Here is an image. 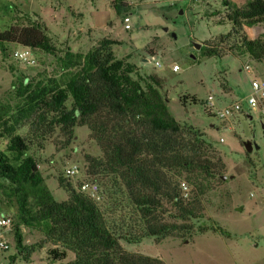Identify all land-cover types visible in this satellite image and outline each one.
<instances>
[{
	"label": "rangeland",
	"instance_id": "obj_1",
	"mask_svg": "<svg viewBox=\"0 0 264 264\" xmlns=\"http://www.w3.org/2000/svg\"><path fill=\"white\" fill-rule=\"evenodd\" d=\"M246 1L0 0V32L22 26L27 19L36 20L45 25L57 50L54 55L32 50L31 63H23L11 56L21 46L9 43L3 45L4 50L0 47V114L7 121L5 126L0 122V152L10 156L5 132L10 125L13 135L30 142L26 154L34 158L43 184L56 202L68 196L66 189L59 186L60 179L64 180L62 186L75 191L81 181L95 183L99 189L96 204L114 227L119 245L128 253L156 258L163 264H264V135L258 113L251 112V119L232 115L220 120L211 111L206 113L204 105L206 96L211 95L218 110L241 100L249 91L251 79L264 80V59L251 60L238 45H232V37L229 42L223 38L219 44L218 38L231 31L225 16ZM117 3L124 4L119 14L113 7ZM31 13H36L37 18ZM124 15L129 17L127 30L123 29ZM241 32L249 40L264 41V23L243 25ZM101 40L115 41L109 49L116 59L128 57L126 61L134 66L133 79L144 82L154 76L169 114L185 132L201 135L220 158L224 165L222 176L213 180V189L202 198V218L190 223L194 229L216 226L226 235L207 231L194 232L190 237H165L157 242L152 238L135 241V233L127 231L139 219L120 189L111 187L101 176L86 173L84 157L100 158L86 127H73L70 139H65L56 127L45 140L39 139L40 109L36 101L29 105L26 95L39 88L62 86L75 71L61 65L63 53L69 49L84 55ZM211 45L217 46L218 54L204 55L203 47ZM156 61L158 66L154 65ZM244 65H248V72ZM173 66L178 69L173 71ZM182 96L193 97L196 103L180 104ZM247 142L253 144L249 153L243 147ZM69 165H77L80 173L65 179L63 170ZM183 191L187 192V188ZM26 209L34 211L35 202L29 200ZM0 215L13 221L10 231H0V238L7 244V249H0V264H66L73 260L69 252L64 260L50 259L48 252L60 248L39 228L20 224L10 185L3 179ZM132 230L137 232L138 227L133 225Z\"/></svg>",
	"mask_w": 264,
	"mask_h": 264
},
{
	"label": "trees",
	"instance_id": "obj_2",
	"mask_svg": "<svg viewBox=\"0 0 264 264\" xmlns=\"http://www.w3.org/2000/svg\"><path fill=\"white\" fill-rule=\"evenodd\" d=\"M113 7L119 14L124 4ZM30 15L37 18L36 13ZM225 17L231 31L218 38L219 44L223 38L229 42L232 37V45H238L251 60L264 59V41L249 40L241 32L243 25L264 23V1L247 0L243 7L230 9ZM9 43L49 55L57 52L45 25L36 20L27 19L22 26L0 32L2 50ZM113 44L115 41L101 40L84 55L67 49L61 65L75 68L74 73L60 87L51 85L26 95L27 103L36 101L40 109L39 139L45 140L55 127L65 139H70L73 127H86L100 152L98 159L84 157L86 173L101 176L111 187L120 189L139 219L127 231L135 233L131 235L135 241L152 238L157 242L207 231L226 235L219 227L194 229L190 223L202 218V198L213 189V180L222 176L223 163L201 135L185 132L169 114L154 76L144 82L132 78L134 66L126 61L128 57H113L109 49ZM218 50L216 45L204 46L202 53L212 56ZM22 94L20 91L19 96ZM187 101L196 103L193 97L179 98L180 104H189ZM2 115L0 122L5 126L7 121L1 119ZM5 132L10 156L0 152V179L10 185L20 224L39 228L60 248L48 252L52 261L64 260L69 252L73 260L66 264H163L156 258L122 249L114 227L98 205L70 186H62L64 180H59V186L68 196L64 201H54L34 158L26 154L30 142L13 135L10 125ZM29 200L35 202L34 211L26 209ZM133 225L138 227L137 232L132 230Z\"/></svg>",
	"mask_w": 264,
	"mask_h": 264
},
{
	"label": "built area",
	"instance_id": "obj_3",
	"mask_svg": "<svg viewBox=\"0 0 264 264\" xmlns=\"http://www.w3.org/2000/svg\"><path fill=\"white\" fill-rule=\"evenodd\" d=\"M122 23L124 30L130 28V26L128 25V15H124L122 17ZM31 52L32 50L30 48L21 47L20 50H13L11 56L17 61L23 63H31ZM154 65L158 66V62H154ZM177 69V66L172 67L173 71H176ZM244 69L248 72V65H244ZM248 84L249 91L241 100L232 101L228 105L218 110H215L214 108L212 96H206L204 100L205 109H207V111H211V113L220 120L226 119L227 117H230L232 115L241 117L245 116L247 119H251V112L255 111L258 113L260 127L264 135V80L251 79ZM79 173L80 168L77 165H69L64 168L63 177L65 179H69L76 177ZM181 187L183 190H186L185 185L182 184ZM76 191L88 197L95 203L99 199V189L93 182L81 181L76 186ZM11 226V218L7 215H0V231L8 232L11 230ZM0 249H7V244L2 240V238H0Z\"/></svg>",
	"mask_w": 264,
	"mask_h": 264
},
{
	"label": "water",
	"instance_id": "obj_4",
	"mask_svg": "<svg viewBox=\"0 0 264 264\" xmlns=\"http://www.w3.org/2000/svg\"><path fill=\"white\" fill-rule=\"evenodd\" d=\"M171 36L174 38V35L173 34H171ZM199 47V45H196V47L195 48H198ZM252 146H253V144H251V143H249V142H247V143H244V150L246 151V153H249L250 151H251V148H252ZM255 147V146H254ZM256 148V147H255Z\"/></svg>",
	"mask_w": 264,
	"mask_h": 264
}]
</instances>
